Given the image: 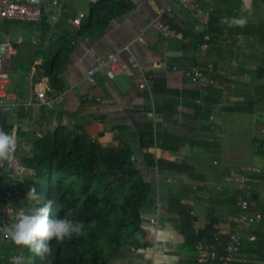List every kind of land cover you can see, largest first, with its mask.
I'll list each match as a JSON object with an SVG mask.
<instances>
[{
    "label": "crops",
    "instance_id": "0c3cea01",
    "mask_svg": "<svg viewBox=\"0 0 264 264\" xmlns=\"http://www.w3.org/2000/svg\"><path fill=\"white\" fill-rule=\"evenodd\" d=\"M58 1L67 17L62 23L59 18L44 34L40 23L0 21V34L7 33L15 43L16 53L7 67L9 90L22 108L18 112L12 104L5 107L13 128L4 131L14 137L18 150L26 146L24 128L38 138L62 125L97 138L104 146L122 135L133 152L135 167L153 186L141 212L148 246L131 250L139 257L129 264H190L195 259L194 245L185 242L177 223L166 215L165 199L172 188L182 186L194 191L188 197L191 215L196 219L192 228L198 229L204 239L210 235L206 230L208 197L224 200L226 192H237L241 194L238 199L247 192L253 201L251 208L264 204V146H259L264 142V106L255 96L256 86L264 85L255 78V69L264 68V37L259 40L247 34V26L258 31L263 25L264 5L259 0H198L208 19H192L174 5V0H124L133 5L129 11L111 19L100 33L78 36L79 27L73 20L81 16L83 23L90 15L89 5L97 0ZM170 5L173 11L163 18L176 26L179 36L163 40L153 19ZM218 11L225 13L226 37L208 45L207 30L213 34L210 18ZM60 34L70 38L73 49L49 80L42 68L33 69L29 64L31 60L40 62L41 57L35 53L41 49L42 40ZM202 34L204 42L200 43ZM110 53L116 54L122 72L112 79L105 72L87 79L86 71L95 60ZM207 64L214 66L215 85L194 83L182 75L186 69ZM145 81L148 87L140 88ZM40 84L47 93L61 92L63 102L52 108L26 110L23 106L35 100V88ZM243 125L247 130L241 129ZM240 129L247 132L244 142L238 144L235 135L227 137ZM148 159L167 161L173 168L169 164L150 166ZM243 168L256 171L244 173L242 190L236 176ZM3 173L0 170V177ZM249 174L256 178L248 179ZM218 210L219 224L224 226L230 214L224 205ZM262 223L247 230L246 237L255 240L258 234H264ZM254 240L246 238L244 244ZM250 263L242 256L234 264Z\"/></svg>",
    "mask_w": 264,
    "mask_h": 264
},
{
    "label": "trees",
    "instance_id": "16d2710c",
    "mask_svg": "<svg viewBox=\"0 0 264 264\" xmlns=\"http://www.w3.org/2000/svg\"><path fill=\"white\" fill-rule=\"evenodd\" d=\"M259 1L264 5V0ZM132 7L130 2L124 0H97L89 5L90 15L79 26L77 35L100 33L111 19ZM66 17L67 15L61 14L59 22L62 23ZM217 18L218 21L213 24V20ZM168 22L178 31L171 21ZM40 25L42 34L51 27L45 17ZM226 25L225 13L221 11L210 18L209 28L214 35L210 33L211 30H207L210 35L209 40H206L208 45L216 38L222 40L226 37ZM233 26L232 24L230 27L231 31ZM247 28L248 35H255L258 39L264 37V23L258 31L251 25ZM203 36V34L200 36V43L204 42ZM43 42L44 40L41 49L35 53L41 57L40 62L35 63L31 60L29 65L33 69L37 66L42 68L45 77L53 80L51 77L68 59L73 45L66 34L49 38L46 45ZM255 75L257 80L264 81V68H256ZM256 92L257 103L264 106V85L256 86ZM4 109L0 112V129L11 131L13 126L8 112ZM22 136L25 137V147L29 148L21 153L16 147L14 154L19 153L25 166L35 170L36 180L25 179L17 183L18 187L23 193H26L28 188L35 187L43 201H53L51 216L63 217L71 210L68 219L82 225L81 235L73 234L71 238H65L63 241L49 242L52 248L50 255L41 257L25 248L24 255L29 259L25 264H111L115 255L124 247L129 246L137 251L148 246L142 228L141 212L153 186L135 167L133 152L123 141L122 135L117 136L106 146L85 132L78 133V130H70L62 125H57L42 137L35 138L27 133H22ZM260 145L264 146V142L259 143ZM260 153H263V150ZM148 163L150 166L158 165L160 168L164 164H169L173 168L172 163L160 159L156 161L148 159ZM247 178L254 179L256 175L249 174ZM0 184L1 194L10 186L5 172L0 177ZM192 193L194 191L182 186L172 188L167 194L165 205L166 215L177 223L185 242L195 245L199 238L193 231L192 223L196 222V219L191 215L192 204L188 201ZM239 195L241 194L237 192H226L224 200L214 196L206 199L208 205L206 230L210 231L207 241L211 240L212 226L221 221L218 206H226L228 214H233ZM199 200L201 199L195 201ZM249 200L253 202L250 196ZM249 212L264 213V204L255 205L254 208L250 205ZM262 224L264 225V222ZM200 237L203 239L201 234ZM223 239L226 242V237ZM17 247L19 246L6 245L3 253L12 256L10 252ZM242 256L250 260V264L253 262L264 264V234H258L252 242L247 241L238 254V257ZM194 257L190 264H198L196 254Z\"/></svg>",
    "mask_w": 264,
    "mask_h": 264
},
{
    "label": "built area",
    "instance_id": "2783aa9c",
    "mask_svg": "<svg viewBox=\"0 0 264 264\" xmlns=\"http://www.w3.org/2000/svg\"><path fill=\"white\" fill-rule=\"evenodd\" d=\"M174 5L185 10L192 19H208V12L204 11L198 0H174ZM173 11V5L163 7L158 11L153 19L154 28L163 40L176 38L178 32L170 26L168 20L163 16L169 15ZM62 6L58 0H0V21L16 23H40L43 17L46 18L49 25L57 24L62 14ZM76 26L81 25V16L73 20ZM127 49V46L124 47ZM16 53L15 43L10 39L7 33L0 34V112L12 104L19 112L21 106L17 104L16 97L9 90L10 76L7 70L8 62ZM105 72L108 78L112 79L122 72L118 63L117 56L110 53L104 59H96L94 64L86 71L87 79H91L96 73ZM214 66L207 64L205 66L196 65L182 72L184 78L194 82H202L205 85H215L213 78ZM148 81L143 82L139 87L145 88ZM35 100L24 105L27 109L35 107L52 108L55 103H61L64 100L63 94L59 91L47 93L41 84L35 88ZM101 102L100 98H96ZM15 110V111H16ZM18 115L16 112L13 114ZM13 116V117H14ZM27 133V129H23ZM27 151L22 149L20 152ZM0 170L6 173L9 178V188L0 194V264H10L13 256L17 254L5 255L3 253L6 245H15L11 239L7 238L4 228L15 222L19 214L28 213V208L23 206L28 204L26 194L21 191L17 183L30 179L36 180L35 170L25 166L19 153L14 154L11 161L0 163ZM256 171L252 168H243L242 174L236 176L240 189H244L246 184L245 172ZM250 200L249 193L240 196L236 201L235 211L229 216L226 225L214 224L212 226L211 240L207 241L200 237V232L195 229L194 233L199 238L194 245L196 253V262L198 264H234L238 261V254L243 248L244 241L254 240L253 236L245 235V232L254 226L264 222V213L249 212ZM223 237H226L224 242Z\"/></svg>",
    "mask_w": 264,
    "mask_h": 264
},
{
    "label": "clouds",
    "instance_id": "9594fccd",
    "mask_svg": "<svg viewBox=\"0 0 264 264\" xmlns=\"http://www.w3.org/2000/svg\"><path fill=\"white\" fill-rule=\"evenodd\" d=\"M242 23V21H241ZM7 111V108L4 109ZM16 141L12 135L0 129V163L14 158ZM39 194L35 187L28 188L27 201L38 200ZM53 201H43L31 213L19 214L15 222L4 228L5 236L19 247L28 248L43 257L50 255L52 248L49 242L63 241L73 234H82V225L68 219L71 210L63 217L51 216ZM10 264H24L22 255L13 256Z\"/></svg>",
    "mask_w": 264,
    "mask_h": 264
},
{
    "label": "rangeland",
    "instance_id": "374dc122",
    "mask_svg": "<svg viewBox=\"0 0 264 264\" xmlns=\"http://www.w3.org/2000/svg\"><path fill=\"white\" fill-rule=\"evenodd\" d=\"M43 43L46 45L47 41L46 42L44 41ZM12 66H15V65L12 64ZM21 69H23V68H21ZM223 72H224V69H223ZM13 123H16V120H13ZM243 126L244 127L241 128V129H246L247 130L246 126L245 125H243ZM241 129L238 130V131L234 130L233 133L232 132H229L228 135H227V137H230L231 136V137L234 138V136H232V135H235V138H236L238 144L244 142V139H245V137L247 135V132L246 131H241ZM248 145L250 146V144H248ZM25 149H26V147H25ZM211 158H212V156L210 157V159ZM253 159L256 160V161H258V158L257 157H254ZM209 164H211V163H209ZM172 182H174V181H172ZM26 203H28V204H25L23 206V208L24 209L28 208L29 209L28 210V213H31L36 208L37 205H38V207L42 205L43 200H42V198H39L36 201H28ZM25 248L17 247L15 250H13V251L10 252L11 254L22 255L23 256V259H24V264L27 261L29 262V259L26 258V256L24 255ZM131 250H132V248H130L129 246L128 247H124L118 254L115 255V257L112 259L111 264H125V263L129 264L131 262H133V263L134 262H137V259H138L139 256L137 254H135V252H132L134 250H132V251Z\"/></svg>",
    "mask_w": 264,
    "mask_h": 264
}]
</instances>
